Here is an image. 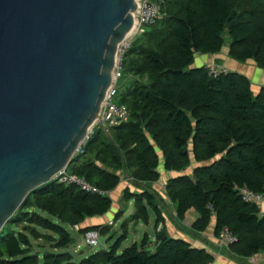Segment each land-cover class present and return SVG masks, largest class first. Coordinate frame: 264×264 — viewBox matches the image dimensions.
<instances>
[{
	"label": "trees",
	"instance_id": "trees-1",
	"mask_svg": "<svg viewBox=\"0 0 264 264\" xmlns=\"http://www.w3.org/2000/svg\"><path fill=\"white\" fill-rule=\"evenodd\" d=\"M154 1L161 6L162 18L132 43L116 96L128 107L129 122L108 131L94 128L67 170L108 193L116 190L122 175L144 187L124 194L125 202L133 201L135 207L129 220L148 224L152 210L158 228L163 199L145 184L160 180L162 159L165 171L177 173L166 184L177 218L185 221L190 212H197L194 233L206 232L215 218L216 237L228 229L236 238L228 247L230 254L250 259L264 251V216L240 191L264 194V87L254 94L245 76H212L208 67L193 65L197 54H218L227 44L232 59L254 61L264 69V0ZM112 206L110 196L56 181L36 189L0 233V264L214 262L206 249L168 236L154 252L146 250L145 236L141 248L134 244L120 253L124 235L79 263L72 253L37 255L33 250L28 234L39 235L33 226L55 235L46 236L54 242L53 249H67L72 237L66 226L103 217ZM110 229L94 226L80 233L97 230L106 235Z\"/></svg>",
	"mask_w": 264,
	"mask_h": 264
},
{
	"label": "water",
	"instance_id": "water-1",
	"mask_svg": "<svg viewBox=\"0 0 264 264\" xmlns=\"http://www.w3.org/2000/svg\"><path fill=\"white\" fill-rule=\"evenodd\" d=\"M139 2L0 0V233L89 139Z\"/></svg>",
	"mask_w": 264,
	"mask_h": 264
},
{
	"label": "crops",
	"instance_id": "crops-1",
	"mask_svg": "<svg viewBox=\"0 0 264 264\" xmlns=\"http://www.w3.org/2000/svg\"><path fill=\"white\" fill-rule=\"evenodd\" d=\"M210 65H214L220 71L225 70L227 72H233L247 77L252 84V90L254 94H257V92L264 87V69L258 67V65L254 61L238 62L232 59L228 55V47L224 48L220 53L214 55L197 54L193 68L208 67ZM233 67H235V70H232ZM159 172L161 175L160 180L153 184H145V187H149V188L153 187L156 190L158 188H156L155 185H158L157 187H160V183L163 181H164V187H166L168 180H170L171 178L177 175V173L165 171L163 166L162 168H160ZM128 188L131 189V193H139L144 187L137 185L135 186L130 181L129 178L125 176V178L122 179L121 176V182L119 186L116 188V190L111 192L110 195L116 193L118 195L120 194L121 197H123L124 193L121 194V192H124V190ZM164 192L166 193L165 190ZM163 200H164V204L160 205V211L162 213V218H163L162 232L165 233L168 237L170 238L180 237L191 243L194 247L206 249L210 254L214 256V262L212 264H264V251L261 252L259 255L252 257L250 259H239L231 255L228 248H220L218 244V239L215 236V227H216L215 218L213 219L210 227L206 232L204 233L193 232L194 234H192V236L188 235V233L184 231L181 225L182 222H185L187 220L186 223L189 226H192V224L199 218V214L196 215V213L190 212L185 221H180L177 218L176 206L170 201L169 198H167V196H165ZM114 206L115 209L113 212H111L113 209L112 206L111 211L105 216L87 219L84 222V224L80 225L79 227L81 229L94 227V226L114 227L117 221H119V220L116 221L115 217L117 215L120 204L115 203ZM259 207L261 210V215L264 216V202L260 204ZM129 209L130 208L126 210L125 214L129 211ZM134 212H135V208L132 210V215L134 214ZM111 223L112 225H110ZM155 229H156L155 231V237H156L158 235V228H156V223H155ZM145 236L148 237V241H149L151 238L149 233L146 232ZM152 246L153 249L151 250V252H154L157 247L156 242H154Z\"/></svg>",
	"mask_w": 264,
	"mask_h": 264
},
{
	"label": "built area",
	"instance_id": "built-area-1",
	"mask_svg": "<svg viewBox=\"0 0 264 264\" xmlns=\"http://www.w3.org/2000/svg\"><path fill=\"white\" fill-rule=\"evenodd\" d=\"M161 18L162 9L158 3H156L154 0H140L138 4V10L135 14L136 32L124 39L118 46L115 67L113 70V85L107 92L99 118L96 121L94 128L98 127L104 129L105 131H108L109 129L129 122L130 112L128 107L126 105L115 103V98L118 94L119 89V82L123 77L124 60L135 39L139 35L144 34L147 28L155 25ZM208 70L210 75L212 76H217L220 73H227V71L225 70H218L214 65L208 66ZM87 140L83 143V145H81L78 153L83 152ZM54 181L65 186H75L86 193L97 194L100 196H110V193L99 189L97 186L91 184L86 179L76 174L70 173L67 169L59 172L54 177ZM240 194L248 203H254L259 206L264 202V194H257L250 191L249 189H242L240 191ZM74 228H76L77 231H80L79 226H76ZM162 229L163 225L160 224L158 227V234L162 232ZM100 237L101 233L97 230L89 231L83 235L85 243L89 247H98L100 243ZM217 239L220 248H228L236 241V238L228 229H224L221 232L220 236L217 237Z\"/></svg>",
	"mask_w": 264,
	"mask_h": 264
},
{
	"label": "rangeland",
	"instance_id": "rangeland-1",
	"mask_svg": "<svg viewBox=\"0 0 264 264\" xmlns=\"http://www.w3.org/2000/svg\"><path fill=\"white\" fill-rule=\"evenodd\" d=\"M225 48H227V44H226ZM232 70H235V67H233ZM122 84H123V80H120L119 86ZM119 102H120L119 98L117 97L115 99V103L120 104ZM162 166H163V160L161 159L160 168H162ZM190 172H191V170L187 171V173H190ZM124 178H125V175H122V179H124ZM130 181H131V179H130ZM157 186L158 185H155V187L158 188L156 190L153 187H152L153 189L152 188H150V189L152 191L156 192L162 199H164V197L166 196V193L164 192V190L166 191V187H164V181L160 183V187H157ZM127 190H129L131 192V189L128 188V189L124 190V192H121V194L122 193L125 194V192ZM110 197L113 201V209L111 212H113L115 209V206H114L115 203L120 204V206L118 208L117 215L119 213H120V215H121V213L125 214V212L128 208H130L132 210L135 208L133 201L126 203L124 200V196L121 197L120 194L118 195V194L114 193V194H111ZM162 204H164V200H163ZM130 209L125 215L123 214L124 216H122L119 219V221H117L118 217L116 215V217H115V220L117 221L116 225L114 227L108 226L109 228H111L110 232L106 235H101L100 243H99L98 247L87 246L85 243V240L83 238V235H81L80 231H77L76 228L66 226V230L70 233L72 238L76 239L77 242L74 245H69V247L67 249H53L54 242H52L46 238L47 235H53V234H51V233H49L43 229H40L36 226H33L36 229V231L39 232L38 236L28 234L29 238L32 242L33 250L36 253H39V255L45 254L47 252L52 253V254L72 253L75 255L74 261H76V263H79L81 260L88 257L89 255H92V254H95L101 250H106V249L110 248L112 245H114L116 243V241L119 238H121L124 235L126 236V239H122L121 247H120V251H119L120 253L123 252V250H125L126 248H129L130 246H132L134 244H137L138 247L141 248L143 240L145 238V234L147 232V233H149L151 238L147 243L146 250L151 251L153 249L152 244L155 242V231H156L155 223H156V219H157L156 214H155V212L150 210V221L148 224H146L144 222H134V221L129 220L131 215H132V210H130ZM123 211H125V212H123ZM31 212L40 213V211L36 210V209H32ZM192 212H194V213H196V215H198L197 212H195V211H192ZM42 215H44V214H42ZM186 221L182 222L181 225H182L184 231L187 232L188 235L192 236V234H194V233L192 232L191 226H189L186 223ZM110 225H112V223ZM13 229H17V227H14ZM18 229H19V231L24 232V228L22 226H20ZM53 236H55V235H53ZM111 238H113V239L111 240ZM176 239H183V238L176 237Z\"/></svg>",
	"mask_w": 264,
	"mask_h": 264
},
{
	"label": "bare ground",
	"instance_id": "bare-ground-1",
	"mask_svg": "<svg viewBox=\"0 0 264 264\" xmlns=\"http://www.w3.org/2000/svg\"><path fill=\"white\" fill-rule=\"evenodd\" d=\"M135 32H136V30H135V27H134L133 30L130 32V34L128 36L133 35Z\"/></svg>",
	"mask_w": 264,
	"mask_h": 264
}]
</instances>
